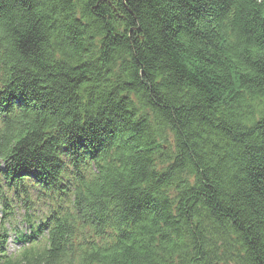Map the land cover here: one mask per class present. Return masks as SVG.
<instances>
[{"label": "trees", "instance_id": "obj_1", "mask_svg": "<svg viewBox=\"0 0 264 264\" xmlns=\"http://www.w3.org/2000/svg\"><path fill=\"white\" fill-rule=\"evenodd\" d=\"M2 188L0 264H264V0H0Z\"/></svg>", "mask_w": 264, "mask_h": 264}, {"label": "rangeland", "instance_id": "obj_2", "mask_svg": "<svg viewBox=\"0 0 264 264\" xmlns=\"http://www.w3.org/2000/svg\"><path fill=\"white\" fill-rule=\"evenodd\" d=\"M2 189L0 190V197L4 194V190H2ZM9 211H10V205L9 206L0 205V226H1L0 231H1V234H3V235L5 234V236L7 234V239H8L7 243L9 245V248H7V250L10 249L8 251H9V253H12L17 248L20 247V244H18L16 241L13 240L14 235L11 231H17L20 233H25V230H22L20 225L17 223V220L19 219L20 214H17L14 218H11L7 222L6 215ZM34 217H37V216H34ZM40 218L41 217H39V219ZM39 219H38V222H39Z\"/></svg>", "mask_w": 264, "mask_h": 264}, {"label": "bare ground", "instance_id": "obj_3", "mask_svg": "<svg viewBox=\"0 0 264 264\" xmlns=\"http://www.w3.org/2000/svg\"><path fill=\"white\" fill-rule=\"evenodd\" d=\"M65 196H66V195H65ZM62 198H64V196H61V199H60V200H62ZM55 202H57L55 199H53V200H46V205L43 204V206H51V205H53ZM43 206L40 207L39 209L42 210V212H45L46 210H45V207H43ZM2 242H3V240H2ZM5 247H6V251L10 250V249L7 250V248H9L8 243L5 244Z\"/></svg>", "mask_w": 264, "mask_h": 264}]
</instances>
